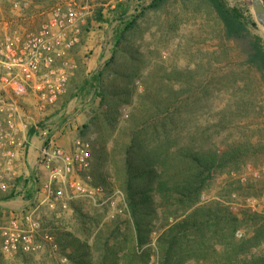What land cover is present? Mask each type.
<instances>
[{"label":"rangeland","instance_id":"1","mask_svg":"<svg viewBox=\"0 0 264 264\" xmlns=\"http://www.w3.org/2000/svg\"><path fill=\"white\" fill-rule=\"evenodd\" d=\"M86 1L93 4V13L87 18L86 24L81 29L80 41L69 51L68 57L75 67L68 78L65 92L53 104L38 108L32 94L27 93L15 97L8 87L0 82V99L2 100L0 104L5 108L0 111V117L5 116L10 97L15 98L17 103L15 122L20 129L17 135L18 141L24 143L28 137L27 128L30 125L35 126L41 121L45 123L46 127L38 126L37 130L38 132L45 130L41 136L44 138L43 144L46 136L47 140L52 138L55 141L54 134H67L70 140V149L72 141L81 138L89 142L91 152L90 167L87 171L75 169L71 173L72 179L68 174L64 183H56V186L65 187V194L61 201L46 199L42 193L39 196L38 191L31 197L27 195L26 203L23 202L11 208H3L0 204V227L9 226V221L12 218H17L18 227L25 228L22 216L26 212H32V219L40 224L35 233L36 239L40 240L41 230L45 229L47 233L53 235L57 244L56 250H51L49 245L44 243L43 247L35 252H26L19 248L14 253H4L0 243V264H75L62 252L59 242L60 233H69L71 237L86 243L91 251L90 264H101L100 255L105 248L102 243L107 232L113 228L116 222L123 229L128 222L131 223L124 193L116 179L115 169L120 165V146H113L114 141L121 134V129L128 125L130 116L136 114L140 108L141 96L147 89L149 91L160 89L162 95L159 99H162L165 94L166 75H170L176 69H192L196 67L197 63L206 62L205 59L209 56L213 57L210 71L216 76H220L219 92L211 98L216 109H221L231 96L229 89L231 85L236 83L238 88L247 85L248 89L246 90L252 91L250 92V104L241 107V110L247 108L248 114L245 117L237 118V109L235 108L232 111L235 125L229 128L210 130L212 141L223 146L233 139L241 141L249 139L250 146L239 160L238 165L220 170L202 190L199 204L208 203L213 199L219 200L239 218L240 223L234 231L235 241L250 237L255 224L251 219L245 220L244 217L247 218V215L253 213L264 214V203L259 201V196L264 192V173L256 178L247 176L244 182L240 181L237 175L245 173L247 166L259 167L264 164V88L257 87L260 81L254 70H250L243 64L244 56L231 43L226 44L220 38L219 33L216 32L217 25L213 19L214 16L210 12L206 13L203 3L188 2L183 4L180 0H168L158 8L144 10L136 25L123 34L124 38L120 40L116 49L115 59L111 63V68L108 69L105 86L110 88L128 87L129 94H127L128 100L122 101L118 105L119 114L115 131L111 136H108L106 131H95L91 128L85 134H81V126L88 120L90 112L99 106V98L92 96L88 91H81L80 85L83 78L101 65L103 61H106L112 53V41L117 26L113 12L114 7L121 3L127 6L129 14L147 6L152 0ZM226 2L231 7H247L251 12L248 0H226ZM52 4L53 0H29L27 7H13L7 0H0V41L5 35L13 33L24 35L37 30L40 24L47 19ZM98 9L102 15V21L96 19ZM258 28L264 35L259 25ZM225 44L229 47V53H223L222 49L220 50ZM129 49L130 52H128ZM173 80L171 82L174 89L183 87V81ZM203 106L204 102H201L199 108H195L193 116L184 107L181 109L179 119L185 130L194 125L196 121L204 124L210 117L209 114L202 111ZM209 106L210 103H208V108ZM126 115H128L127 118ZM48 133L50 134L48 135ZM22 136L25 137L24 140ZM102 137L109 139L106 144L109 157L105 161L93 154L98 151L97 142ZM20 153H23L22 147ZM0 161L4 162V156H0ZM2 167L3 165H0V184H11L14 177L6 178ZM86 173L91 177V181H89L91 185L103 186V193L96 194L94 199L85 196L81 190L76 188V186H83L86 182ZM70 179L73 182L77 180L79 183L70 185ZM106 181L112 183L114 190H118L120 195L115 194L109 200H105L112 192L105 190ZM9 187L12 188V186H8L7 191H9ZM35 190H38V187H35ZM17 193L19 194L13 199L17 198V202H20V196L22 194V196H26V192L18 190ZM39 199H43L44 202L35 208ZM255 199H258L259 202H255L252 207L251 203ZM123 202L126 207H123ZM2 209L6 210L1 212ZM162 224L164 221L161 217L154 220L149 239L141 248L134 247L133 249L130 243L126 242L125 247L119 250V255L129 252L131 258L126 262L127 259L121 256L117 260L118 264H161L157 237L161 232ZM237 233H241V235L238 236ZM111 242L112 240L109 243L111 244ZM220 243L218 236L212 238L209 244H204L207 247L206 253L196 250L195 244L190 243L188 250L183 252L178 259H182L181 264H212L222 256ZM210 245L213 247L210 248ZM263 248L264 243L253 245L239 252V258L243 259L260 252Z\"/></svg>","mask_w":264,"mask_h":264},{"label":"trees","instance_id":"2","mask_svg":"<svg viewBox=\"0 0 264 264\" xmlns=\"http://www.w3.org/2000/svg\"><path fill=\"white\" fill-rule=\"evenodd\" d=\"M166 1L168 0H152L147 6L129 14L127 6L121 3L114 7L117 26L112 41V53L106 61L83 78L80 85L81 91H88L99 98V106L90 112L88 120L82 124L81 134L91 128L95 131H106L108 136L115 131L118 105L128 100L129 89L106 87L108 69L115 59L114 55L120 40L124 38L123 34L136 25L144 10L158 8ZM180 1L183 4L201 2L205 5L206 13L210 12L214 16L216 32L220 38L226 44L231 43L244 56L243 64L250 70L253 69L260 81L257 87L264 88V35L249 8L231 7L226 0ZM96 19L103 20L100 9L97 10ZM226 44L220 48L223 53H229ZM212 60L213 57L209 56L205 59L206 62H199L192 69H176L166 75L165 94L162 99H159L162 95L159 88L158 91L147 89L141 96L140 108L136 114L130 116L128 125L121 129V134L114 141L113 146H120V165L115 169L116 179L124 193L131 223L128 222L123 229L116 222L107 232L102 243L105 248L100 255L101 264H118L117 260L121 256L127 262L131 258L129 252L119 255V250L125 247L126 242L133 249L145 245L154 220L158 217L164 221L157 237L161 264H181L182 259L179 260L178 257L188 250L190 243L195 244L196 250L206 253L207 247L204 244H209L217 236L221 241L222 256L212 264H264V248L243 259L239 258V252L264 243V214L253 213L247 215V218L244 217L255 224L253 233L248 238L235 241L234 231L240 223L236 214L231 213L217 199L199 204L202 190L220 170L238 165L250 146L249 139H233L223 146L212 141L210 130L235 125L232 114L235 108L237 118L248 114L247 108L241 110V107L250 104L252 92L246 90L247 85L238 88L235 83L229 88V99L221 109H216L211 98L219 92L220 76L210 71ZM173 79L183 81V87L174 89L171 82ZM201 102H204L202 111L210 117L204 124L196 121L185 130L179 119L181 109L184 107L193 116L195 108L198 109ZM38 126L46 127L41 121L35 126L30 125L26 130L27 136L36 134ZM108 140L99 138L98 151L93 152L95 157L107 160ZM46 142L47 136L44 143ZM27 181L14 177L9 191L0 188V200L15 198L19 194L15 189L16 184H26ZM106 183L105 190L113 191V184L109 181ZM35 191L37 190L33 189L26 195L31 197ZM41 231L46 232L45 229ZM59 236L62 252L71 262L90 264L91 251L86 243L71 237L69 233H60ZM1 240L0 234V243ZM209 247L212 248L213 245Z\"/></svg>","mask_w":264,"mask_h":264},{"label":"built area","instance_id":"3","mask_svg":"<svg viewBox=\"0 0 264 264\" xmlns=\"http://www.w3.org/2000/svg\"><path fill=\"white\" fill-rule=\"evenodd\" d=\"M7 1L13 7H27L29 4V0ZM92 13L93 4L86 0H53L47 19L37 30L24 35H5L0 41V82L5 84L15 97L32 94L38 108L53 104L66 90L68 78L75 67L68 57L69 51L80 41L81 29ZM3 109L5 108L0 104V111ZM16 110V100L10 97L6 114L0 117V156H4V162L0 161V165H3V169L5 165L7 169L12 168L14 158L17 153L20 154L23 143L18 141L20 129L15 122ZM22 138L25 139L24 136ZM38 160L45 168L59 172V182L64 183L67 175H71L75 169H89L90 145L88 141L76 138L71 149L64 151L49 138L40 147ZM246 170L245 173L237 175L242 182L246 181L247 176L256 178L264 173V164L259 167L247 166ZM85 179L83 186H76L85 196L94 199L96 194L103 193L102 185L89 183L91 177L88 173L85 174ZM78 183L77 180H69L70 185ZM56 185L46 181L42 184L40 193L46 199L61 201L65 187ZM0 186L2 189L6 188L3 183ZM115 194L120 195V192L112 191L105 200ZM259 201L264 203V192L259 196ZM259 201L253 200L251 206L254 207L255 202ZM123 207H126L124 202ZM22 219L25 228L18 227L17 218H12L9 226L0 227L2 252L14 253L19 248L26 252H35L40 250L44 243L48 244L51 250L57 249L55 239L50 233L44 232L40 240L36 239L35 233L40 224L32 219V212L24 213ZM237 235L240 236L241 233Z\"/></svg>","mask_w":264,"mask_h":264},{"label":"crops","instance_id":"4","mask_svg":"<svg viewBox=\"0 0 264 264\" xmlns=\"http://www.w3.org/2000/svg\"><path fill=\"white\" fill-rule=\"evenodd\" d=\"M45 133V130L42 132H37L36 134L27 137V140L23 143L22 149L23 153L16 154V157L14 158V163L11 165L12 168L7 169V165L4 166V175L6 178L11 177H18L22 180L27 179L26 184H16L15 189L22 191V192H29L35 187H38V190L34 193L39 191L40 196V188L42 184L46 181H51L53 184L58 183L61 180V174L59 172L51 171L50 169L45 168L37 159L38 151L40 147L43 145V137L42 134ZM57 134V133H56ZM54 134L55 142L58 146L63 148L65 151L70 150V140L67 134L59 135ZM73 143V141H72ZM27 144V145H26ZM72 146V144H71ZM26 148V150H25ZM25 153V154H24ZM76 176V175H75ZM70 178L72 179V175H70ZM13 184V183H12ZM12 184H6V188L8 186H12ZM10 188V187H9ZM23 195V194H22ZM20 196V202H17L16 199H10V200H1L0 204L3 206V208H11L13 206H17L20 203H26L28 201L27 195L26 196ZM38 196V195H37ZM39 198V197H38ZM44 202L43 199H39L38 205L35 206L37 208L39 205H41ZM2 209L1 212H3Z\"/></svg>","mask_w":264,"mask_h":264},{"label":"water","instance_id":"5","mask_svg":"<svg viewBox=\"0 0 264 264\" xmlns=\"http://www.w3.org/2000/svg\"><path fill=\"white\" fill-rule=\"evenodd\" d=\"M251 12L256 23L264 32V2L263 0H248Z\"/></svg>","mask_w":264,"mask_h":264}]
</instances>
